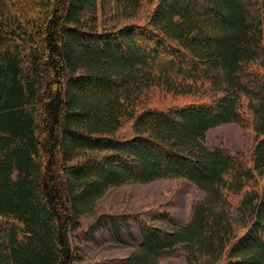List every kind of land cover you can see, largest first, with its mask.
I'll return each instance as SVG.
<instances>
[{
	"label": "trees",
	"instance_id": "1",
	"mask_svg": "<svg viewBox=\"0 0 264 264\" xmlns=\"http://www.w3.org/2000/svg\"><path fill=\"white\" fill-rule=\"evenodd\" d=\"M110 3L152 7L107 28ZM231 122L253 129L250 160L208 146ZM175 177L206 197L183 226L139 220L121 264H264V0H0V264H73L109 187Z\"/></svg>",
	"mask_w": 264,
	"mask_h": 264
},
{
	"label": "rangeland",
	"instance_id": "2",
	"mask_svg": "<svg viewBox=\"0 0 264 264\" xmlns=\"http://www.w3.org/2000/svg\"><path fill=\"white\" fill-rule=\"evenodd\" d=\"M146 4L140 14L133 8L110 3L104 9L96 8L93 12L99 17L102 25L111 28L130 21L145 23ZM90 16V15H89ZM88 16V17H89ZM152 101L164 105L172 102L170 95H163L154 89L150 93ZM130 124L121 132L129 136ZM210 148L226 147L233 153L251 159L255 143V133L249 126L238 123H224L211 128L206 133ZM206 194L192 180L175 177L159 178L151 182H130L120 186L109 187L100 197L92 212L80 217L81 227L71 231L72 246L77 252L73 264H121L136 250L141 241L139 220L159 225L164 228L179 227L187 224L193 214V208ZM241 198V197H240ZM251 208H233L232 221L235 229L241 227L249 218ZM102 214H111L120 218V236L116 237L108 223L98 222ZM158 264H187L183 252L175 256H165Z\"/></svg>",
	"mask_w": 264,
	"mask_h": 264
}]
</instances>
